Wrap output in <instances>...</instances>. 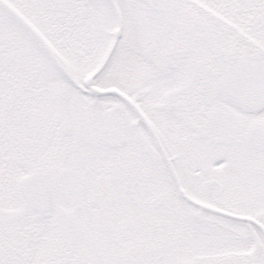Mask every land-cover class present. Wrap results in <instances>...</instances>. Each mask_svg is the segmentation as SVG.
Segmentation results:
<instances>
[{
  "label": "snow or ice",
  "instance_id": "6c2138e0",
  "mask_svg": "<svg viewBox=\"0 0 264 264\" xmlns=\"http://www.w3.org/2000/svg\"><path fill=\"white\" fill-rule=\"evenodd\" d=\"M0 264H264V0H0Z\"/></svg>",
  "mask_w": 264,
  "mask_h": 264
}]
</instances>
